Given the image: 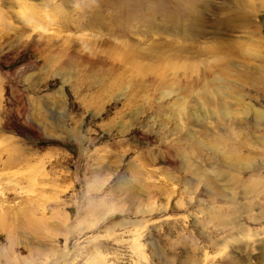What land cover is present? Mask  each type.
<instances>
[{"label": "rangeland", "instance_id": "rangeland-1", "mask_svg": "<svg viewBox=\"0 0 264 264\" xmlns=\"http://www.w3.org/2000/svg\"><path fill=\"white\" fill-rule=\"evenodd\" d=\"M0 264H264V0H0Z\"/></svg>", "mask_w": 264, "mask_h": 264}, {"label": "bare ground", "instance_id": "bare-ground-1", "mask_svg": "<svg viewBox=\"0 0 264 264\" xmlns=\"http://www.w3.org/2000/svg\"><path fill=\"white\" fill-rule=\"evenodd\" d=\"M10 163V164H9ZM17 163H16V161H10L9 162V160H7V161H5L4 163H3V165L4 166H6V167H8V166H15Z\"/></svg>", "mask_w": 264, "mask_h": 264}]
</instances>
